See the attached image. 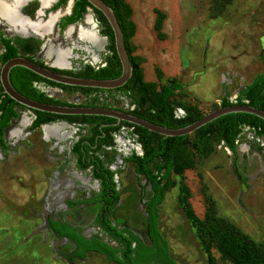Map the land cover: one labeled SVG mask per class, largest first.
I'll return each mask as SVG.
<instances>
[{
    "label": "rangeland",
    "instance_id": "rangeland-1",
    "mask_svg": "<svg viewBox=\"0 0 264 264\" xmlns=\"http://www.w3.org/2000/svg\"><path fill=\"white\" fill-rule=\"evenodd\" d=\"M67 1L62 9L65 13ZM212 1L113 0L144 86L141 91L131 83L133 96L100 92L84 97L43 82L35 85L48 96L64 101L79 103L98 98L126 110L135 107L134 99L142 100V94L148 101L157 96L159 82L153 70L157 65L164 77L178 80L182 95L176 97L177 101L194 105L202 114L218 107L223 96L233 101L238 91L263 70L264 0H230L213 18ZM48 5L27 0L23 7L32 18L39 8L37 18L47 20L51 13L40 10ZM155 9L163 14L161 37L152 27ZM87 16L92 22H87ZM0 18L18 31L25 28L26 23L13 24ZM1 19L0 33L14 34ZM81 30L94 31L101 42H91L80 35ZM29 33L19 37L37 39L38 43L26 41L20 51L60 69L76 72L85 64L97 68L107 53V39L89 8L63 31ZM17 112L3 131L6 148L0 147V264H115L92 251L83 258L70 257L72 244L54 236L45 224L47 218L59 219L86 237L96 234L115 245L93 220L101 204L92 199L99 190L98 181L91 176L90 167H76L75 155L69 150L78 137L86 134L87 127L55 120L29 130L32 112L20 106ZM175 114L183 111L177 107ZM46 127L52 130L46 133ZM235 142L233 154L212 136L203 156H199L193 137L187 138L178 146L175 158L192 161L182 174L196 217L201 218L204 211V185L218 215L264 243V140L244 128ZM132 152L140 153L139 144L130 129L122 126L113 134V145L103 146L97 155L114 171L118 196L108 212L109 220L120 228L131 229L147 242L145 201L150 187L142 175L136 174L133 162L123 160ZM157 162L153 161L150 168L154 169ZM169 177L174 185L158 204V229L168 245L169 256L177 264H206L207 255L200 251L193 228L176 205L178 176L170 172ZM209 255L213 264H231L213 248Z\"/></svg>",
    "mask_w": 264,
    "mask_h": 264
},
{
    "label": "trees",
    "instance_id": "trees-1",
    "mask_svg": "<svg viewBox=\"0 0 264 264\" xmlns=\"http://www.w3.org/2000/svg\"><path fill=\"white\" fill-rule=\"evenodd\" d=\"M103 1L119 16L113 0ZM229 2L230 0H213L211 7L213 11L210 12V17L218 16L223 7ZM87 8L93 12L95 19L100 25V33L107 39L105 45L107 53L103 56V64L97 68L85 64L76 72L54 67L50 68L55 71L80 77L114 78L120 74V63L113 47L110 27L104 16L98 10L92 8L85 0H74L71 14L62 18L60 27L66 23L80 20ZM154 12L155 17L152 27L155 34L161 37L163 14L157 9ZM26 41L38 43L37 39H26L19 36L6 38L0 35V42L3 45V51L0 52V64L10 57L22 55L44 65L42 60L34 59L32 56L23 54L20 51L23 48L21 45ZM262 66V72L257 74L246 86L240 89L233 101L223 96L220 98L219 106L237 103L252 105L264 110V60H262ZM153 70L159 82L157 96L153 100L150 99L148 101V98L142 94V100L134 99V102H136L135 107L123 111L166 127H181L199 118L202 113L194 105H185L183 102L177 101L176 97L182 95L179 91L180 84L178 80L173 76L164 77L161 69L157 65H154ZM39 82L57 87L65 93H78L84 97L100 92H107L61 87L20 70L16 88L25 96L45 103L83 106L100 105L119 109L104 101L98 100V98L72 103L48 96L36 87L35 84ZM131 83L137 84L136 86L141 88V91L143 90L144 86L139 70L122 93L133 96ZM144 103L147 104L143 106ZM18 106L23 107L4 94L0 88L1 148H6L3 141V131L10 120L17 116ZM177 107L183 111V114H175V108ZM31 112L33 119L30 122L29 130L39 128L41 125L55 120L82 124L87 127L86 134L78 137L71 144L69 150L75 155L77 167L84 169L90 166L92 177L98 180L99 190L92 196V199L99 201L101 204L93 220L100 230L115 242V245H110L96 234L86 237L76 228L59 219L47 218L45 220L47 229L54 236L65 238L72 244L73 247L70 251V257L83 258L86 252L92 251L103 255L106 260L112 261L115 264H177L169 256L168 245L158 229V204L162 201L164 193L174 185V182L169 177V173L173 172L178 176L176 194L177 208L190 227L193 228L194 237L197 240L200 251L207 255L205 263L213 264L209 255L210 249L213 248L222 258L231 264H264V243L252 239L227 218L218 215L215 201L206 192L204 185L201 188L204 201L202 217L198 218L192 212L188 202L189 190L184 183L182 174L183 169L192 166V161L189 159L176 160L175 158V152L178 146L186 139L170 143L131 123L57 118L34 111ZM122 126L130 129L135 135V140L140 147V153L132 152L129 156L124 157L123 160L133 162L136 174L142 175L150 187L149 197L145 201L147 242L142 240L131 229L120 228L108 218V212L116 204L118 194L113 178L114 171L104 165L97 155V152L103 146L113 145V134ZM244 128L252 131L255 136L262 137L264 140V120L225 118L201 135L193 137V144L196 147L197 154L203 156L206 143L212 136L235 154V141ZM155 160L158 162L155 168L152 169L149 165Z\"/></svg>",
    "mask_w": 264,
    "mask_h": 264
},
{
    "label": "water",
    "instance_id": "water-1",
    "mask_svg": "<svg viewBox=\"0 0 264 264\" xmlns=\"http://www.w3.org/2000/svg\"><path fill=\"white\" fill-rule=\"evenodd\" d=\"M85 2L92 8L98 10L104 16L110 27L113 47L120 63V74L114 78L74 76L52 70L50 67L53 66L41 65L22 55L13 56L0 64V88L4 94L17 104L27 110L57 118L131 123L170 143L201 135L225 118L264 120V110L248 104L232 103L211 109L184 126L166 127L115 108L100 105L52 104L25 96L16 88L19 70L61 87L117 93H122L138 72L120 17L103 0H85ZM67 4L69 12L71 0H68ZM20 6L17 7L18 15L27 19L21 13ZM52 25L53 22L50 24V29ZM54 68L60 69L58 66Z\"/></svg>",
    "mask_w": 264,
    "mask_h": 264
},
{
    "label": "flooded vegetation",
    "instance_id": "flooded-vegetation-1",
    "mask_svg": "<svg viewBox=\"0 0 264 264\" xmlns=\"http://www.w3.org/2000/svg\"><path fill=\"white\" fill-rule=\"evenodd\" d=\"M1 1H4V2H6V3H12V2H14V1H17V0H1ZM26 1L27 0H21V2L17 5V7L19 6V5H21L20 6V11H21V13H23L26 17H27V19H24L23 18V20L25 21V23H26V25H25V28H24V30H22V31H18L15 27H13V26H11L9 23H7L5 20H3V19H1V20H3L4 22H6L8 25H9V27L11 28V29H13V31L15 32L14 34H4V33H0V35L2 36V37H6V38H9V37H13V36H15V35H18V36H20L21 34H24V33H26L27 32V34L25 35L26 37H27V35H30V33L29 32H31V33H35V34H38V35H40V34H42V33H45L46 31H48L49 29H50V24L53 22V25H52V27H51V29L52 30H55V29H57L58 31H63L64 29H66V28H68V27H70L72 24H74V23H76L77 21H73V22H69V23H66V24H64L62 27H60V22H61V20H62V18H64L65 16H68V15H70L71 14V12H72V8H73V3H74V0H71V4H70V6H69V8H70V10H69V12H66L65 13V10H62L63 9V5H64V3H66V0H63V2H61V0H44V1H42V0H38L39 2H40V4L41 5H46L47 3H49V5H48V7L45 9V10H40L41 11V13H51L50 14V16H48V18H47V20H44L42 17H39V18H37L38 17V9L39 8H37V9H35V15H34V18H32L31 16H30V14H28L26 11H25V9H24V5L26 4ZM45 2V3H44ZM17 10V9H16ZM63 11H64V13H63ZM43 13V14H44ZM35 17L37 18L36 20H35ZM50 17H51V20H50ZM55 17V18H54ZM82 18V17H81ZM85 19V18H84ZM39 20V21H38ZM44 24H46L47 26H48V29L46 30V31H43V32H40V31H37V30H35L36 29V27L37 26H41V25H44ZM70 30V28L67 30V31H69ZM19 33V34H18ZM3 51V45L1 44V42H0V52H2ZM74 155V154H73ZM75 162H76V158H75ZM76 167H77V163H76ZM88 167H90V166H88ZM88 167H86V168H88ZM78 168V167H77ZM85 169V168H84ZM90 170H91V168H90ZM92 176V175H91ZM95 179V178H94ZM95 180H97V179H95ZM98 181V180H97ZM99 184V183H98Z\"/></svg>",
    "mask_w": 264,
    "mask_h": 264
},
{
    "label": "bare ground",
    "instance_id": "bare-ground-1",
    "mask_svg": "<svg viewBox=\"0 0 264 264\" xmlns=\"http://www.w3.org/2000/svg\"><path fill=\"white\" fill-rule=\"evenodd\" d=\"M20 2H21V0L14 1L12 3H6V2L0 0V15L5 17V18H7L13 24H24L25 21L23 20L22 17H20V15H18L17 10H16L17 9V5ZM86 20L89 23L91 19H90L89 16H87ZM91 22H92V20H91ZM36 29H42V30L46 31L48 29V26L46 24H44V25H41V26H37ZM80 35L86 37L91 42H94V43H97V44H99L101 42V38H99L95 34L94 31L85 32V31L81 30L80 31ZM47 127L45 128V131H46V133H49L52 129L49 130V129H47Z\"/></svg>",
    "mask_w": 264,
    "mask_h": 264
}]
</instances>
